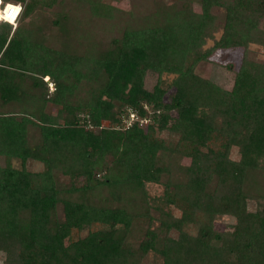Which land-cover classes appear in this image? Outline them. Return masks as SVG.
Here are the masks:
<instances>
[{"label":"trees","instance_id":"1","mask_svg":"<svg viewBox=\"0 0 264 264\" xmlns=\"http://www.w3.org/2000/svg\"><path fill=\"white\" fill-rule=\"evenodd\" d=\"M65 1L2 0L22 8L19 26L0 21L3 264H146L150 254V264H264V61L251 49L264 48V0H140L147 2L140 12ZM53 6L60 9L50 28L31 20ZM78 6L110 24L114 15L130 21L101 44L90 39ZM217 8L222 34L204 49ZM230 49L241 50L242 60L226 90L196 70ZM149 72L174 79L148 91ZM130 111L139 120L123 131L101 128L121 116L125 122ZM34 161L42 170L29 168ZM146 183L164 186L154 203ZM105 187L110 193L99 199ZM222 216L236 219L233 231L216 229ZM139 218L150 227L127 246Z\"/></svg>","mask_w":264,"mask_h":264},{"label":"rangeland","instance_id":"2","mask_svg":"<svg viewBox=\"0 0 264 264\" xmlns=\"http://www.w3.org/2000/svg\"><path fill=\"white\" fill-rule=\"evenodd\" d=\"M103 1L126 12H132V11L140 12L141 8L144 7L145 3H147L146 1H144V5H142L141 3H139L140 0H103ZM166 1L168 2L169 0H166ZM65 3L67 6H72L73 5L72 3H74V1L66 0ZM58 9H60V7L53 6L51 8L42 10L38 12L39 14L38 13L34 14L31 20L38 24H43L44 26L46 25L47 27L50 28L52 25L51 20L54 18L53 14L54 12L58 11ZM195 9L198 11L200 10V7L198 4H195ZM76 10H78L79 12L77 16L80 22L83 23V27L84 25L87 26L90 39L94 40L95 42H101V44L110 41L113 37L114 38L119 37L121 34L120 32L121 27L130 21L129 16L126 17V16L121 15L122 17L120 18L119 15H114L112 17L111 24H110V23L105 22L106 20L104 19L93 18L91 9L88 6H83V7L78 6L75 8L74 12ZM222 12H223L222 9H219V8L215 9L214 11V13L217 16L216 23L210 29V35L212 37L207 39V43L205 44L204 49L212 48L215 44V41L219 39L222 34V20H221ZM45 17H47L50 20H45L44 19ZM20 24L22 23L17 22L16 25L13 27L15 28L16 26H19ZM46 33H50L49 29L48 30L46 29ZM55 45H58V44H55ZM251 49L255 52L257 57H259L261 60L264 61V48L262 46H259L257 44H251ZM241 60H242V51L239 49L238 50H235V49L219 50L213 55V57L209 60V62H204V63L199 64L196 71L204 78H207L213 81L216 85L226 90H230L232 89L234 85L235 73L241 64ZM228 64H233L234 69L231 70L230 67H228ZM173 79H174L173 75L166 74V75H163L162 78L160 79V76L157 73L149 72L147 73L145 77V88L148 91H153L155 86L159 83L160 80H162L164 85L167 86L172 83ZM45 80H48V79H45ZM51 88L53 89L55 87L51 85ZM173 93H174V88H170L169 92L164 97V100L166 102H169L171 99V95ZM84 94L85 93L82 92L80 96ZM53 111L57 112V108L53 107ZM128 111L129 110H127V112ZM124 114L126 113L124 112L123 115ZM120 118H121V123L120 122L115 123V122H111L107 120L103 121L101 128H105V129L110 128V130H114V131H123L125 129V125L127 124L126 122L122 120V116ZM134 120H136L137 122L139 120V117L138 119H134ZM84 125L85 127L87 126L89 130L98 131L97 128L95 126H92L91 124H88L85 122ZM139 125L141 128H146L148 125V121L146 119L145 120L143 119L141 122L139 121ZM163 136H166V135L163 134ZM230 156L233 160L239 159L240 155L236 147L232 149ZM0 164L2 166L5 165L4 159L1 160ZM183 164L189 165V160H183ZM13 166L15 168H21L20 161H17V160L13 161ZM29 168L36 172V171L42 170L43 165L39 161H34V162L29 163ZM101 175L102 177L107 176L108 172L105 170L101 173ZM69 182L70 180L67 176H64V177L61 176V183L68 185ZM79 183L82 184V182H79ZM145 187H146L145 189L147 192L148 203H154L164 193V186L160 184L146 183ZM104 189H106V191L104 190L105 192L102 191L104 193H100L101 192L100 190H99L100 192L99 191L97 192L98 193L97 197L99 199H101V197L107 194L110 190V188H106V187ZM111 205H115V203H111ZM248 208L251 212H255L257 208L256 202L252 200L248 201ZM172 211L176 215L178 216L180 215V211L177 210L176 208L173 207ZM58 214H59V217L63 220L64 217H63V212H62V206L59 208ZM153 215H154V211H153ZM235 224H236V219L233 218L232 216H222L216 220L215 227L217 230L221 232H224V231L231 232L234 230ZM132 225L133 226L130 230L129 237L126 242L127 246L137 245L142 240H144L147 229L150 227V221L148 218H139V219L134 220ZM155 226H156V223L155 225H153V227ZM100 228H101V225H95L92 228V230H97ZM87 233L88 231L86 230L85 232H83L82 235H86ZM170 235L176 240L183 239L182 233H179L175 230H172L170 232ZM66 243L69 244V240H67ZM5 258H6V255L0 252V264H3ZM152 261H153V255L150 254L148 256V260L145 262L146 264H150Z\"/></svg>","mask_w":264,"mask_h":264},{"label":"built area","instance_id":"3","mask_svg":"<svg viewBox=\"0 0 264 264\" xmlns=\"http://www.w3.org/2000/svg\"><path fill=\"white\" fill-rule=\"evenodd\" d=\"M16 8H19L20 11L18 13L15 12V14H14L15 18L14 19H12V18L4 19L3 18L6 16H13L12 10L16 9ZM21 10H22V8L20 5L6 4L4 7H2V4H1V6H0V13H1L0 21L9 22L15 26L16 23L18 22L19 16L21 14ZM134 119H138V117L134 112L130 111L129 112V119L128 118L125 119V122H126L128 127L132 124Z\"/></svg>","mask_w":264,"mask_h":264},{"label":"clouds","instance_id":"4","mask_svg":"<svg viewBox=\"0 0 264 264\" xmlns=\"http://www.w3.org/2000/svg\"><path fill=\"white\" fill-rule=\"evenodd\" d=\"M17 9V8H16ZM16 9H13L12 10V13H13V16H14V14H15V12H16ZM13 16H6V17H8V18H12ZM12 24V23H11ZM13 25V24H12Z\"/></svg>","mask_w":264,"mask_h":264},{"label":"snow or ice","instance_id":"5","mask_svg":"<svg viewBox=\"0 0 264 264\" xmlns=\"http://www.w3.org/2000/svg\"><path fill=\"white\" fill-rule=\"evenodd\" d=\"M20 11L19 8L16 9V13H18ZM4 19H9L8 17H3ZM15 17L13 16L12 19H14Z\"/></svg>","mask_w":264,"mask_h":264},{"label":"bare ground","instance_id":"6","mask_svg":"<svg viewBox=\"0 0 264 264\" xmlns=\"http://www.w3.org/2000/svg\"><path fill=\"white\" fill-rule=\"evenodd\" d=\"M1 4H2V0H0V6H1ZM0 18H1V13H0Z\"/></svg>","mask_w":264,"mask_h":264}]
</instances>
